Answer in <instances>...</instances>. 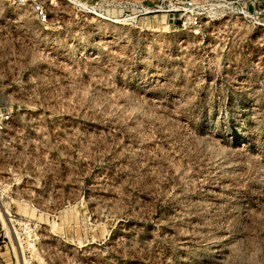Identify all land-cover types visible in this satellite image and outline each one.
I'll use <instances>...</instances> for the list:
<instances>
[{
  "label": "rangeland",
  "instance_id": "1",
  "mask_svg": "<svg viewBox=\"0 0 264 264\" xmlns=\"http://www.w3.org/2000/svg\"><path fill=\"white\" fill-rule=\"evenodd\" d=\"M158 1L35 21L0 92V264H264V26L235 13L256 0L190 28Z\"/></svg>",
  "mask_w": 264,
  "mask_h": 264
},
{
  "label": "built area",
  "instance_id": "2",
  "mask_svg": "<svg viewBox=\"0 0 264 264\" xmlns=\"http://www.w3.org/2000/svg\"><path fill=\"white\" fill-rule=\"evenodd\" d=\"M93 2L94 0H0V92L13 94L18 88L21 93L23 87L17 80L23 77L28 79L33 72L35 21L41 29H48L53 15L52 8L59 5L63 12L67 6L75 9L77 26H100L93 22L85 25L84 22L88 14H93L98 19L104 18ZM255 2L252 8L247 5L236 8L235 13L238 18L250 22L247 26H264V6L261 3L256 5ZM127 3L146 9L143 4ZM226 3L231 4L233 1L159 0L150 11L165 10L172 15L174 22L179 21L180 26L190 28L202 26V19L212 11L218 13L219 11L214 10L219 4L223 6L221 17L228 16L225 11ZM18 107L11 99L0 103V110H13ZM8 123L11 125L12 121Z\"/></svg>",
  "mask_w": 264,
  "mask_h": 264
},
{
  "label": "bare ground",
  "instance_id": "3",
  "mask_svg": "<svg viewBox=\"0 0 264 264\" xmlns=\"http://www.w3.org/2000/svg\"><path fill=\"white\" fill-rule=\"evenodd\" d=\"M146 10H148V8H146ZM3 214H4V212H3ZM6 215V214H5ZM6 217V216H5ZM6 219V218H5ZM9 226V225H8Z\"/></svg>",
  "mask_w": 264,
  "mask_h": 264
}]
</instances>
